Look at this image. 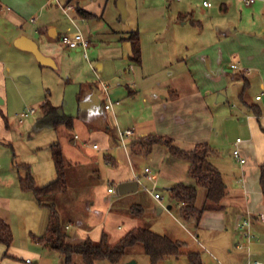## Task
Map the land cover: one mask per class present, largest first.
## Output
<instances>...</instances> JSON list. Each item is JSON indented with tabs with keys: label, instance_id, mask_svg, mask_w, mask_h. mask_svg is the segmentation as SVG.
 <instances>
[{
	"label": "rangeland",
	"instance_id": "374dc122",
	"mask_svg": "<svg viewBox=\"0 0 264 264\" xmlns=\"http://www.w3.org/2000/svg\"><path fill=\"white\" fill-rule=\"evenodd\" d=\"M202 1L0 0V60L3 61L7 72L6 93L1 95L4 104L0 106V216L2 219L5 218L12 228L13 243L9 247L17 245L32 253L41 250L50 251L40 246L39 242L33 238L34 234L43 235L41 233H43L45 220L48 221L50 211L47 207H40L32 192L21 190L19 179L25 171L19 168V164H30L36 184L47 185L57 178L51 146L60 143L68 165L69 188L59 196L56 203L63 226L70 225L66 229L70 235L74 234L79 223L84 224L83 227L88 225L94 227L102 222L106 232L110 234V241L117 242L128 231L125 234L121 233L127 228V224L125 220L120 222L115 212L136 218L132 214V206L139 204L144 208V215L136 220L139 219L142 226L157 233L172 235L175 239L185 242L184 251L199 252L204 264L213 262V257L207 249L197 242L198 232L195 228L187 224H184L186 228L183 227L170 214L166 205L159 206L155 201L152 192L162 188L164 181L148 155H139L135 160L140 189L122 195L116 183L115 193L109 194L107 188L112 184H109L108 175L113 165H108L104 156L109 155L119 160L124 166L130 167V161L123 146L117 142L109 149H104L101 147L103 142L95 139L101 144V148L96 150L100 156L99 163L95 165L89 160L85 161L87 157H81L82 162L75 164L80 155L70 147L75 140L76 145L83 144V137L89 128H93L95 132L101 131L107 125L116 129V116L119 117L117 124L121 127L119 131L126 129L131 123L132 112L135 110L127 103V97L120 95V91L132 90L134 75L129 59L119 58L123 57V47L122 43L116 39V32L139 31L142 65L153 60L155 50H152V45L155 38H159L158 44L165 48V41L185 37L194 40L196 37L200 38L203 33L207 35L221 33V31H237L253 34L259 31L264 35V28L261 27L262 22L264 25V19L261 20V24H258V12L256 14L253 12V8L258 6V0L250 6L243 0H211L213 6L210 9L205 8ZM59 2L62 5H68L69 2L74 6L79 3L95 16L81 20L75 10L68 15L62 7H59ZM178 11L189 14L187 24L168 22V18L176 15ZM70 16L76 17L75 21L80 30L92 41L87 54L84 50L77 53L76 49L67 48L57 40L56 47L59 54L55 56L58 67L43 68L34 55L22 59L14 47L9 45L15 35L26 32L34 35L40 47L44 49L43 38L37 37L38 35L31 31L35 28L46 30L56 27L61 34L74 33L78 29L72 23ZM33 17L37 18L35 23L31 22ZM231 72L237 75L238 80L237 78L231 80V86L227 91L229 100L226 101L225 106L228 109H231L233 104L243 106L239 97L244 87L243 79L237 70H231ZM100 79L109 84L110 96L121 100V105L115 107V112L106 110L103 105V93L98 87L99 83L97 84ZM258 88L259 85H255L254 82L251 84L254 93H257ZM251 89L247 88V93ZM218 97L216 96V99ZM47 100L57 106L62 114L74 118L73 128H67L65 125L55 128L40 123L39 118L42 112L40 108ZM31 108L37 109V113L20 123V114ZM84 111H86V118L82 116ZM220 121L221 118L217 117L215 121L217 129ZM256 126L258 131V125ZM227 129L230 145L226 149L232 148V142L238 136L246 139V134L241 131V128L233 126L229 119ZM76 134L81 135V138L75 137ZM86 144L83 146L91 153L92 145ZM213 149L215 152L211 156V162L219 169L228 184H237L242 177L240 163L231 153H226V149ZM154 153L159 152L155 150ZM145 167H149L151 173H145ZM167 191L164 189L166 199H168ZM81 199L87 209L91 207L89 203L94 202V212L76 215L74 208L76 204H80ZM202 200L203 194H200L199 204H203L204 200ZM163 203L165 204V201ZM164 206H166L164 212L159 213L158 208H164ZM98 232L99 228H94L92 235L96 236ZM257 235L255 234L249 243L248 239H241L239 233H236L232 240L233 253H237L236 259L234 262H224V264H249L250 261H260L264 264V233ZM75 239L80 240L77 237ZM217 241L228 247L226 239L218 238ZM238 241H240L238 245H244V248L238 247ZM0 245L4 244L0 242ZM205 245L219 259L222 258V255L213 247ZM50 252L53 257L60 254L57 251ZM29 255L31 260H35L33 254ZM25 257L23 256L24 260ZM74 257L77 264H84L80 255ZM51 259L52 257L48 258V261L43 260L42 263H66L65 260L60 263L55 260L50 262ZM131 259L137 260L139 264H150L149 257L140 244L136 245L121 262L111 263L101 260L96 264H127ZM161 264H189V261L184 254L179 258L171 257Z\"/></svg>",
	"mask_w": 264,
	"mask_h": 264
},
{
	"label": "crops",
	"instance_id": "0c3cea01",
	"mask_svg": "<svg viewBox=\"0 0 264 264\" xmlns=\"http://www.w3.org/2000/svg\"><path fill=\"white\" fill-rule=\"evenodd\" d=\"M164 1L172 2L180 0ZM256 1L257 0L252 4ZM59 4V7L62 8L67 5H62L61 2H59ZM68 4L70 3L68 2ZM78 6L85 9L77 3L75 6L76 15L80 17L81 20L91 19L79 15L77 12ZM253 12H255V14L258 12V24H261V20L263 21L264 19V0H258V6L253 8ZM177 14L170 16L168 22L176 21L183 25L187 24V18L185 20L179 19V16L184 13L178 11ZM70 18L75 27L80 30L78 23L75 21L76 17L70 16ZM34 19L35 21H33ZM36 20L37 18L33 17L31 22L35 23ZM261 27L264 28L263 22ZM52 29L53 31L50 32ZM46 30L35 28L34 31H31L33 34H37V37L43 38L42 42L44 49L40 47L34 35H30L26 32L15 35L9 42V45L14 47L15 51L22 59L29 58V55H34L41 67L57 68L58 62L55 54H59V50L56 44L62 34L57 31L56 27H51ZM216 32H218V30H216ZM127 33L128 32L124 31L116 32V39L122 43L123 47V57L119 58L129 59L130 61L132 44L124 38ZM20 38L25 39L21 45L18 44ZM88 39L92 45L91 39ZM158 41L159 38H155L152 45V50H155L153 60L148 63L146 62L144 65H136L130 61L134 75L132 81L133 88L127 92L126 90L120 91V95H122V97H127V103L130 104L131 108L135 111L132 112V119L129 127L124 130H134L136 133L135 138L144 135L168 136L173 139L176 146L183 150H192L199 142H207L213 146L215 150H221L226 149V147L230 145L229 138H227V120L229 119L233 126L241 128V131L246 134V139H243L241 136L236 138V140L238 138L242 140L241 144H238V147L240 146L242 155L246 159L245 164H240L242 167V177L237 181V184L232 185L228 184L223 177L228 186V195L224 200V209L206 211L199 222L195 223L194 220H191L186 223L178 214V206L171 202L170 190L178 183L187 185L196 184L195 179L189 173L190 162L173 156L169 148L162 144H155L152 150L147 154L130 153V143L129 150L124 149L130 161V167L124 166L119 160H115L109 155L107 157L104 156L107 164L113 165V169H109L108 175L109 184H112V186H108L107 192L109 194H114V185H116V183L119 184L130 180H137L139 182L140 178L136 171L135 160L139 155H148L152 164L158 168L159 174L164 181L163 187L157 188L162 192L161 194L163 196L160 201L154 198L157 204L159 206L166 205L170 214L173 215L176 221L183 227H185L184 224H187L195 228L198 232L196 237L197 242H199L201 246H204L211 254V257H213V262L211 264H218V261L223 263L234 262L237 253H233L232 240L235 238V234L239 233L241 239H246L242 230L239 228L240 220L246 216L248 212L252 213L254 216L259 213L264 214V196L259 180L260 165L264 162V35L259 31L253 34L240 33L237 31H221V33H208L207 35L203 33L200 38L196 37L194 40L185 37L179 40L173 38L172 41H165V48L161 47ZM31 42H34L40 51L50 58V64H41L37 60L35 54L29 49ZM81 51L82 49L75 50L77 53ZM85 54H87V51ZM232 64H236L237 68H232ZM231 70H237L238 73L240 72L239 74L243 82L244 78L248 79L249 86L247 88L250 87L251 89V84L253 82L255 85H259V88L257 93H254L253 89L249 90L248 93L245 90L243 92V98L240 97L241 92L239 97L243 106L240 107L233 104L232 108L228 109L225 106L226 101L229 100L227 91L231 86V80L237 78V75L232 73ZM236 80H238V78ZM102 82L107 84V90L104 89ZM97 84L103 93L102 102L105 107L108 100L113 99L110 96V86L106 81L101 79ZM6 87V67L3 61L0 60V106L4 104L1 97L5 95ZM216 96L219 97L216 99ZM257 96H261L260 99H257ZM113 100V109H107L105 107L106 110L115 112V107L121 105V100ZM254 106L261 109L262 115L260 118L256 116ZM82 116L86 118V111L83 112ZM217 117L219 119L221 118L218 129L215 127ZM118 118V116L115 118L116 129L115 127L112 128L110 125H107L101 131L97 132H95L93 128H89L86 132L87 134L83 137V144L87 143V146L88 144L92 145V150H90L91 153L88 152V149L85 148L82 143L76 145V140L74 139L75 141H73L70 147L75 152H79L80 155L78 159L80 161H75V164H80L83 157H87L85 161L89 160L94 165L98 164L100 156L96 151L97 149L101 147L109 149L110 146L116 145L117 142L121 145L119 137V129H121V127L117 125ZM256 125H258V131L256 130ZM75 137L81 138V135L76 134ZM95 139L100 140L103 144H99ZM236 140L232 142V148L226 149V153L232 154V150L236 146ZM94 145H98V148H94ZM155 150L159 153H154ZM98 171L99 170H97V172ZM110 187L114 188L113 192L108 191ZM164 189L168 190V199L164 197ZM200 194H203V200L205 201L206 191L204 188H199L197 200L198 208H201L203 205L201 203L199 204ZM164 201L165 204L163 203ZM82 202L83 199H81L80 204H76L74 208L78 216L81 214L84 215V212H92L95 204L94 202L89 203L91 207L87 209V207H85L86 204H82ZM166 206H164V208H158L159 213L164 212ZM40 207L46 208L41 205ZM112 210L113 207L111 206V211ZM115 216L120 219V222L125 220L124 222L127 224L126 229L122 227L123 231L121 233L123 234L132 228L142 226V223H139L141 217H136L139 218L136 220V218L125 216L124 213L117 214L116 212ZM4 220L7 222L5 218ZM47 223L48 221L45 220L43 233H41L43 235L46 232ZM98 224L99 225H95L94 227L91 225L83 227L84 224L79 223L72 236L78 239L91 237L93 240H99L102 233L106 232V229L102 222ZM69 227L70 225L67 224L66 229ZM94 228H99V232L96 236L92 235ZM251 231L254 236L255 234L259 235L260 233H264V219L255 218ZM107 234L110 236L109 233ZM43 235L34 234L33 238H39ZM170 236L172 237V235ZM172 238L175 239V237ZM218 238L226 239L228 247L225 246L224 243L222 245L219 244L217 241ZM111 243L115 242L112 241ZM239 243L240 241L237 242V245ZM205 244L213 247L214 250L222 255V258L219 259L214 255ZM39 245L46 247L44 249L54 251L40 242ZM50 251L46 252V250H41L32 253L17 245L8 248L4 245H0V264H44L42 261H48V258L50 259L51 257L52 259L50 262L55 260L60 263L62 260H65L66 263L62 262L60 264L68 263L62 254H57L58 256L56 255L53 257ZM29 254H33L32 256L35 258L31 263L27 262V260L31 258ZM23 256H26L25 260ZM72 263L77 264L75 262V257Z\"/></svg>",
	"mask_w": 264,
	"mask_h": 264
},
{
	"label": "trees",
	"instance_id": "16d2710c",
	"mask_svg": "<svg viewBox=\"0 0 264 264\" xmlns=\"http://www.w3.org/2000/svg\"><path fill=\"white\" fill-rule=\"evenodd\" d=\"M77 12L85 18L95 16L79 6ZM188 15V13L181 14L179 19L185 20ZM193 23L196 24V22ZM124 38L132 44L130 61L136 65H141L142 45L139 31H130ZM248 86V79L244 78L241 98H243V92ZM254 108L256 116L260 118L261 109L257 106ZM40 109L42 111L39 118L41 124L55 128L61 125L73 128L75 125L73 117L61 115L59 108L49 100L42 104ZM5 121L7 122L6 117ZM155 144L167 146L173 156L190 162L189 173L195 179L196 186L178 183L170 190L171 202L178 206V214L184 222L188 223L194 220L197 223L206 211L225 208L224 200L228 195V186L222 173L211 162V156L215 151L209 143L199 142L194 149L183 150L176 146L173 139L168 136L144 135L132 140V153L147 154ZM51 149L57 178L45 186L36 184L30 164H19V168L25 171V174L19 179L21 190L32 192L37 202L50 211L46 232L42 237H34L36 240L62 254L68 263H72L75 255H80L84 264H96L101 260L118 263L123 261L136 245L140 244L144 253L149 257L150 264H161L171 257L178 258L184 254L187 255L189 264H204L199 252L190 251L186 253L184 251L185 242L174 239L167 234L157 233L145 226L132 228L115 243H111L106 232L102 233L99 240H93L91 237L76 240L66 231V226H63L56 203L59 196L69 188L67 161L60 143L53 144ZM260 185L264 196V162L260 165ZM199 188H204L206 191L205 201L201 208L197 206ZM132 214L136 217H142L144 208L135 204L132 206ZM0 242L8 247L13 243L12 228L2 218H0Z\"/></svg>",
	"mask_w": 264,
	"mask_h": 264
},
{
	"label": "built area",
	"instance_id": "2783aa9c",
	"mask_svg": "<svg viewBox=\"0 0 264 264\" xmlns=\"http://www.w3.org/2000/svg\"><path fill=\"white\" fill-rule=\"evenodd\" d=\"M247 5L252 4L255 0H243ZM202 5L205 8H211L213 6L211 0H203L202 1ZM75 6L68 4L66 6L63 7L64 12L68 15H70L69 13L73 10H75ZM35 21V19L33 20ZM59 41L62 43L63 46L70 48V49H82L85 52L87 51V49L90 47L91 42L90 40L83 34L82 31L78 30L74 33H66V34H62L59 37ZM232 68H237L236 64H232L231 65ZM104 89L107 90L108 86L106 83L102 82ZM261 96H257V99H260ZM113 101L112 100H108V103L105 105V107L107 109H113ZM37 112V109L35 108H31V109H26L25 111H23L20 114V122H23L24 119L28 118L29 116L35 114ZM135 131L132 129H127V130H120L119 131V137H120V142L121 145L123 146V148L125 150H129L130 147V143L131 141L135 138ZM241 138H238L236 140V146L233 148L232 150V155L236 158V160L240 163V164H245L246 163V159L243 157L242 152L240 150V148L238 147V144L241 142ZM94 148H98V145H94ZM145 173L149 174L151 173V169L149 167L145 168ZM109 192H113L114 188L110 187L108 189ZM152 192V190H151ZM153 197L160 201L162 200L163 196L161 194L160 191H155L152 192ZM255 218H260V219H264V214L259 213L258 215H253L252 213L248 212L246 216H244L240 222H239V228L242 230L243 235L246 239L249 240V243L251 241V239L254 237V234L251 231V227L252 224L254 222ZM239 248H244V245H238ZM27 262L31 263L32 260L28 259ZM67 264H74V263H67ZM218 264H224L221 261H218ZM249 264H262L260 261H255V262H249Z\"/></svg>",
	"mask_w": 264,
	"mask_h": 264
},
{
	"label": "water",
	"instance_id": "95a60500",
	"mask_svg": "<svg viewBox=\"0 0 264 264\" xmlns=\"http://www.w3.org/2000/svg\"><path fill=\"white\" fill-rule=\"evenodd\" d=\"M52 31L53 29L50 32ZM23 40L25 39L20 38L18 40V44L21 45ZM29 49L35 54L37 60L41 64H45V65L50 64V58L45 56L34 42L30 43ZM59 113L62 115V111L59 110ZM138 189H139V182L137 180H130V181L121 182L118 184L119 193L122 195L136 192L138 191ZM127 264H139V263L137 260H130L129 262H127Z\"/></svg>",
	"mask_w": 264,
	"mask_h": 264
}]
</instances>
